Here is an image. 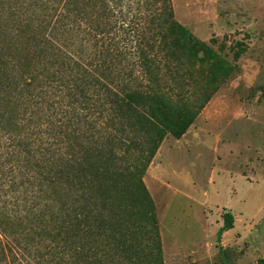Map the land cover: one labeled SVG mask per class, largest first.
<instances>
[{
    "label": "trees",
    "instance_id": "16d2710c",
    "mask_svg": "<svg viewBox=\"0 0 264 264\" xmlns=\"http://www.w3.org/2000/svg\"><path fill=\"white\" fill-rule=\"evenodd\" d=\"M218 57L171 0H0V264H163L143 175Z\"/></svg>",
    "mask_w": 264,
    "mask_h": 264
},
{
    "label": "rangeland",
    "instance_id": "374dc122",
    "mask_svg": "<svg viewBox=\"0 0 264 264\" xmlns=\"http://www.w3.org/2000/svg\"><path fill=\"white\" fill-rule=\"evenodd\" d=\"M174 19L231 67L143 175L163 264H264V0H171ZM205 64V63H204ZM233 227L218 236L222 214Z\"/></svg>",
    "mask_w": 264,
    "mask_h": 264
}]
</instances>
